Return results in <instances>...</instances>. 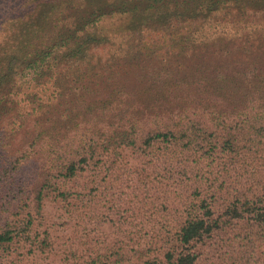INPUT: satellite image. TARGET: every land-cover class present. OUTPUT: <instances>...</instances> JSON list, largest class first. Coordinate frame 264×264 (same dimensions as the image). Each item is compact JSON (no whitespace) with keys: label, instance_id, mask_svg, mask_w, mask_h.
Listing matches in <instances>:
<instances>
[{"label":"trees","instance_id":"16d2710c","mask_svg":"<svg viewBox=\"0 0 264 264\" xmlns=\"http://www.w3.org/2000/svg\"><path fill=\"white\" fill-rule=\"evenodd\" d=\"M262 30L264 0H0V180L16 205L0 255L17 238L34 243L31 212L59 183L116 148L162 144L184 161L227 160L209 196L195 187L163 264H264V182L247 184L256 174L242 165L264 160V49L219 47ZM181 39L198 53L171 64L163 45ZM198 48L220 63L199 66ZM191 64L197 73L181 77Z\"/></svg>","mask_w":264,"mask_h":264},{"label":"rangeland","instance_id":"374dc122","mask_svg":"<svg viewBox=\"0 0 264 264\" xmlns=\"http://www.w3.org/2000/svg\"><path fill=\"white\" fill-rule=\"evenodd\" d=\"M246 34L224 35L219 47L264 49V30ZM183 39L178 46L174 40L163 45L171 51V64L186 55L176 64L196 58L191 55L197 49L182 50L186 46ZM199 52V66L220 63L214 52L209 54L211 60L201 57V49ZM194 68L186 65L178 73L181 77L194 75ZM143 104L142 99L135 100L122 116L137 112ZM183 157L179 147L162 144H153L145 154L135 155L124 146L106 153L98 166L45 194L39 209L31 212L34 243L15 239L11 254L0 255V264H163L166 252L176 248L179 227L196 201L195 187L209 196L212 192L206 191L207 186L215 179L219 182L227 162L221 158L211 161L201 154L191 155L187 161ZM242 165L256 174L244 177L247 184L264 182V160ZM239 180V176L229 179L227 187L240 185ZM5 186L0 180V224L15 218L16 205L8 203ZM258 251L264 259L263 244Z\"/></svg>","mask_w":264,"mask_h":264}]
</instances>
